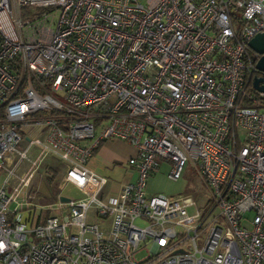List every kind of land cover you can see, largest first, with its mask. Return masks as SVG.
<instances>
[{
	"label": "built area",
	"instance_id": "2783aa9c",
	"mask_svg": "<svg viewBox=\"0 0 264 264\" xmlns=\"http://www.w3.org/2000/svg\"><path fill=\"white\" fill-rule=\"evenodd\" d=\"M261 33L264 0H0V261L264 264ZM110 140L135 178L104 198L89 163ZM51 155L84 197L45 225L10 218ZM163 164L174 182L192 166L213 209L149 194Z\"/></svg>",
	"mask_w": 264,
	"mask_h": 264
},
{
	"label": "crops",
	"instance_id": "0c3cea01",
	"mask_svg": "<svg viewBox=\"0 0 264 264\" xmlns=\"http://www.w3.org/2000/svg\"><path fill=\"white\" fill-rule=\"evenodd\" d=\"M35 133L38 134L39 132L36 131ZM135 156H137V152L134 148L118 140L107 141L98 149L89 163V168L93 172L109 180V184L104 190V198L109 197L111 194L117 195L120 191L118 184L123 181L126 176L131 179L135 178L134 171L127 166V162ZM64 166L65 164L59 158L52 155L47 157L42 164L41 171L36 175L40 185L36 186L32 184L28 191V198L26 200H18V203L22 204V206H19L17 203H13L10 206V212L12 214L10 218L14 217L15 212L23 211L27 224L34 227L45 225L47 220L51 217L63 218L67 216L69 211L64 205L68 202L63 201L62 198L66 197H62L58 192L63 185L64 177L62 176L64 172L66 174ZM54 171L57 173L56 184L58 187L56 190L49 186V180ZM0 174L1 183L3 174L2 172H0ZM160 175L161 174L157 173L151 177L148 187L149 194L163 191L161 187L164 183L163 180L159 178ZM59 177L61 179L58 181ZM45 185H47V187ZM0 264L3 263L0 261Z\"/></svg>",
	"mask_w": 264,
	"mask_h": 264
},
{
	"label": "rangeland",
	"instance_id": "374dc122",
	"mask_svg": "<svg viewBox=\"0 0 264 264\" xmlns=\"http://www.w3.org/2000/svg\"><path fill=\"white\" fill-rule=\"evenodd\" d=\"M162 164V162H161ZM42 167V166H41ZM65 171L66 167L64 166ZM41 171V168L40 170ZM38 171V172H39ZM38 174V173H37ZM65 174V172H64ZM64 174L62 177H64ZM1 175V174H0ZM45 177V176H44ZM38 177L35 176L34 180L31 183L35 184L36 186L40 185ZM161 180H163L164 185L161 187L160 192H156L155 194H164L166 196L172 197L174 199H181V198H192L196 203L197 207L202 211H210L213 209V203L211 202L210 193L205 184H203L197 174L196 171L192 166H188L185 174L183 175V179L180 181H171L167 179L166 175L161 173L159 176ZM61 178H58V181ZM64 179V178H63ZM47 187V185H45ZM62 197H66L70 200H79L83 198V194L79 189L72 185L63 184L61 188L58 190ZM21 198L20 200H22ZM35 202V201H34ZM196 209H190V212H194ZM251 219L253 215L250 216ZM102 224V223H100ZM30 242H35V238L33 236L30 237ZM146 254L142 253L138 256V259H142L145 257Z\"/></svg>",
	"mask_w": 264,
	"mask_h": 264
},
{
	"label": "water",
	"instance_id": "95a60500",
	"mask_svg": "<svg viewBox=\"0 0 264 264\" xmlns=\"http://www.w3.org/2000/svg\"><path fill=\"white\" fill-rule=\"evenodd\" d=\"M250 48L258 55L257 72L264 74V33L257 35L251 42ZM253 88L257 93H264V77H256ZM63 201L70 202L68 198H62Z\"/></svg>",
	"mask_w": 264,
	"mask_h": 264
},
{
	"label": "trees",
	"instance_id": "16d2710c",
	"mask_svg": "<svg viewBox=\"0 0 264 264\" xmlns=\"http://www.w3.org/2000/svg\"><path fill=\"white\" fill-rule=\"evenodd\" d=\"M249 92L257 96V102L255 103V106L264 111V97H260V95L254 90L253 84L250 86ZM169 170H170L169 164H163L158 173L165 174L168 179ZM56 174H57L56 171H54L53 175L51 176L49 180V186L54 190H56L58 187V185L56 184ZM148 187H149V184H148Z\"/></svg>",
	"mask_w": 264,
	"mask_h": 264
},
{
	"label": "flooded vegetation",
	"instance_id": "af4514ba",
	"mask_svg": "<svg viewBox=\"0 0 264 264\" xmlns=\"http://www.w3.org/2000/svg\"><path fill=\"white\" fill-rule=\"evenodd\" d=\"M257 77H260V78H261V77H264V74H262V73H258V74H257Z\"/></svg>",
	"mask_w": 264,
	"mask_h": 264
}]
</instances>
